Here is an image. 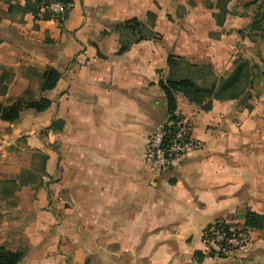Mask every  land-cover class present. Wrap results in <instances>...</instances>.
Instances as JSON below:
<instances>
[{
    "label": "crops",
    "instance_id": "crops-1",
    "mask_svg": "<svg viewBox=\"0 0 264 264\" xmlns=\"http://www.w3.org/2000/svg\"><path fill=\"white\" fill-rule=\"evenodd\" d=\"M71 1L65 17L43 20L26 11L34 0H0V104L51 101L0 119V182L18 183L0 194V247L24 251L19 264H264V229L244 253L200 260L211 221L264 216V77L208 112L178 95L201 148L167 173L145 163L169 117L159 83L170 55L217 78L238 57L264 59L249 0ZM133 19L154 24L161 40L121 54L115 27ZM47 69L61 78L42 92ZM36 153L48 158L43 183L23 187Z\"/></svg>",
    "mask_w": 264,
    "mask_h": 264
},
{
    "label": "trees",
    "instance_id": "trees-1",
    "mask_svg": "<svg viewBox=\"0 0 264 264\" xmlns=\"http://www.w3.org/2000/svg\"><path fill=\"white\" fill-rule=\"evenodd\" d=\"M60 1L65 7L72 4L71 0ZM43 3V0H34L33 4H27L26 11L33 14L35 18L40 17L43 20L61 19L47 12L42 13ZM252 4H259V10L252 18L249 31L264 40V0H249V5ZM67 12L66 10V14ZM115 29L120 34L121 48L119 52L121 54L127 52L133 44L140 41L161 40V37L154 31V24H143L136 19L118 25ZM168 67V74L161 78L159 85L165 93L168 114L172 120H176L174 114L177 112L178 95L185 96L191 103L208 112L212 109L214 101L225 102L239 99L256 79L264 75L256 72L257 67L244 57H238L234 62L232 72L227 77L222 78L215 77L208 67L191 66L184 59L173 55L168 58ZM194 77L198 79L209 78L212 83L208 86L198 85L194 81ZM60 78L61 74L59 72L54 69H47L41 76V91L53 90ZM5 81H7L6 77L0 78V95L7 92ZM50 106L51 101L46 98L39 101L17 99L10 106L0 104V119L4 122L14 123L25 110L42 113ZM57 125L59 128L61 127L58 122L53 124V127ZM42 157L43 165H45L48 158L46 156ZM0 184L4 186L0 194L5 196H12L18 188V183L15 180L0 182ZM244 226L252 231H262L264 229V216L248 212ZM24 255V251H10L5 247H0V264H19ZM203 258L204 255H201L200 260Z\"/></svg>",
    "mask_w": 264,
    "mask_h": 264
},
{
    "label": "built area",
    "instance_id": "built-area-1",
    "mask_svg": "<svg viewBox=\"0 0 264 264\" xmlns=\"http://www.w3.org/2000/svg\"><path fill=\"white\" fill-rule=\"evenodd\" d=\"M42 13L62 17L66 7L60 0H43ZM152 134L145 155V163L154 174L167 173L183 164L201 144L192 135L189 120L174 114ZM167 129V130H166ZM253 231L228 218L211 221L203 233V255L213 260L228 259L249 250L253 243Z\"/></svg>",
    "mask_w": 264,
    "mask_h": 264
},
{
    "label": "rangeland",
    "instance_id": "rangeland-1",
    "mask_svg": "<svg viewBox=\"0 0 264 264\" xmlns=\"http://www.w3.org/2000/svg\"><path fill=\"white\" fill-rule=\"evenodd\" d=\"M249 8H251L252 12L254 13V15L258 12V8H259V4H252L249 6ZM253 15V16H254ZM253 34V33H250ZM256 34H253V36H255ZM257 37V35H256ZM247 59V58H246ZM249 60V59H247ZM253 65H255L257 67L256 72H260L263 73L262 69L264 70V59H256V61L254 60H249ZM264 77V75L262 76ZM261 78V77H260ZM43 157L42 154L36 153L33 155V160L31 162V167L30 169L22 172L20 179L22 182V186H28V185H42L43 183ZM4 186L0 187V190L3 189Z\"/></svg>",
    "mask_w": 264,
    "mask_h": 264
}]
</instances>
